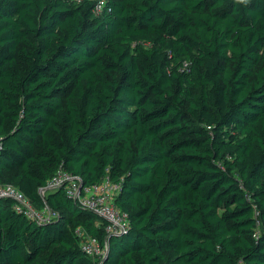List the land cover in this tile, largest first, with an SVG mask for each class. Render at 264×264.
<instances>
[{
  "label": "trees",
  "instance_id": "16d2710c",
  "mask_svg": "<svg viewBox=\"0 0 264 264\" xmlns=\"http://www.w3.org/2000/svg\"><path fill=\"white\" fill-rule=\"evenodd\" d=\"M0 183V264H264V0H0Z\"/></svg>",
  "mask_w": 264,
  "mask_h": 264
},
{
  "label": "built area",
  "instance_id": "2783aa9c",
  "mask_svg": "<svg viewBox=\"0 0 264 264\" xmlns=\"http://www.w3.org/2000/svg\"><path fill=\"white\" fill-rule=\"evenodd\" d=\"M56 187H63L72 199L80 201L87 209L106 219L107 231L120 232L128 226L127 213L118 209L114 204L119 188L116 182L103 178L98 183L85 185L80 177L60 167L46 185L39 188V192L44 195L47 190ZM0 198L13 199L14 209L36 221H43L52 216L49 210H37L24 193L11 183H0ZM78 236L82 250L92 256L96 264H100L105 256V246H102L95 237L81 230L78 231Z\"/></svg>",
  "mask_w": 264,
  "mask_h": 264
},
{
  "label": "water",
  "instance_id": "95a60500",
  "mask_svg": "<svg viewBox=\"0 0 264 264\" xmlns=\"http://www.w3.org/2000/svg\"><path fill=\"white\" fill-rule=\"evenodd\" d=\"M81 186H82V184H81ZM81 186H80V187H81ZM0 199H2V198H0ZM104 259H105V256H104L103 259L101 260V263H100V264L103 263Z\"/></svg>",
  "mask_w": 264,
  "mask_h": 264
}]
</instances>
